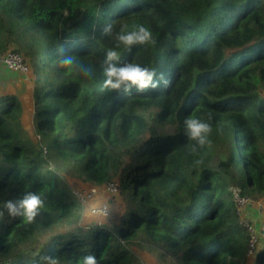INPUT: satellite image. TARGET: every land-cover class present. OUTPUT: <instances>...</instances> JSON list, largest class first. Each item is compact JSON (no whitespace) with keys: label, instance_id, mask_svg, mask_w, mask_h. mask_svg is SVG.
Returning a JSON list of instances; mask_svg holds the SVG:
<instances>
[{"label":"trees","instance_id":"obj_1","mask_svg":"<svg viewBox=\"0 0 264 264\" xmlns=\"http://www.w3.org/2000/svg\"><path fill=\"white\" fill-rule=\"evenodd\" d=\"M125 24L149 28L155 46L117 48ZM110 48L167 86L103 89ZM8 52L32 74L37 139L20 99L0 93V264H140L129 249L140 237L163 244L172 259L161 264H248L235 196H264V0H0V58ZM62 52L93 76L59 69ZM185 118L212 124L196 153ZM63 168L117 183L116 224L77 225ZM27 192L44 201L31 223L4 207ZM252 260L264 264V246Z\"/></svg>","mask_w":264,"mask_h":264},{"label":"clouds","instance_id":"obj_2","mask_svg":"<svg viewBox=\"0 0 264 264\" xmlns=\"http://www.w3.org/2000/svg\"><path fill=\"white\" fill-rule=\"evenodd\" d=\"M102 31L105 35H110L111 25H106ZM115 40L117 48L123 46L129 52L137 45L154 47L156 44L151 30L142 24H134L131 27L127 24L122 25L115 33ZM57 67L85 77H91L94 74L93 69L80 64L75 55L70 53H61L57 58ZM101 69L104 76L102 88L109 91L131 93L135 89L137 93H143L148 89H156L161 84L165 86L168 84L162 73L157 74L155 67L141 66L132 62L121 63V53L116 48L106 51ZM211 120L212 114L209 113L208 121ZM184 127L188 138L195 142L190 146L191 152L196 153L198 149L210 144L209 136L213 130L211 123L197 118H185ZM43 206L42 198L33 192H27L18 200H8L4 205L10 216H24L29 223L34 221ZM83 264H98V261L94 255H87L83 257Z\"/></svg>","mask_w":264,"mask_h":264},{"label":"rangeland","instance_id":"obj_3","mask_svg":"<svg viewBox=\"0 0 264 264\" xmlns=\"http://www.w3.org/2000/svg\"><path fill=\"white\" fill-rule=\"evenodd\" d=\"M1 59V58H0ZM33 77L32 74L23 73L22 71H10L2 65L0 61V93H12L15 94L18 99H20L23 107V124L22 127L25 131H28L32 135L33 140L37 137L33 134V124L32 116L34 113L35 103L33 98ZM60 170V169H59ZM63 180L70 186L69 194L75 200L76 197L73 194L74 189H79L90 192L92 186H95L92 182L87 179L86 175H78L71 169L63 168L60 170ZM60 176V174H59ZM61 177V176H60ZM106 185V184H105ZM105 185H99L98 189L94 193H90L85 204H81L79 201L81 209V219L77 223L82 227L93 225V224H106L111 225L118 222L119 217L124 214V200L119 196L118 190L112 192L106 188ZM238 222L241 226H244L248 222L253 228L254 232H250V229L246 230L249 234H252L251 239L256 238V243L251 253H247L249 258L248 264H253V256L259 246H264V196L256 200H251L241 207ZM137 242L141 246V250L135 247L129 248L135 253L140 264H161L159 261L161 255L167 256L169 260L172 259L169 256L166 248L158 240H153L146 237H140ZM123 243V242H122ZM116 237L113 240L114 246H119L122 244Z\"/></svg>","mask_w":264,"mask_h":264},{"label":"built area","instance_id":"obj_4","mask_svg":"<svg viewBox=\"0 0 264 264\" xmlns=\"http://www.w3.org/2000/svg\"><path fill=\"white\" fill-rule=\"evenodd\" d=\"M2 65L10 70V71H22L23 73L27 72V66L26 64L23 62L22 56L17 53V52H8L4 57H2L0 59ZM106 188L112 192H116L117 191V183L115 181H109L106 183ZM99 186H92V188L90 189V192H87L85 194V191L83 190H79V189H74L73 190V194L76 197V200L79 201L81 204H85L87 197H89L90 193H94L95 190L98 189ZM236 202H237V214L239 215V212L241 207L243 208V206H245L246 204H248V202L250 201L248 198H242L240 196H238L236 194ZM241 224V222H240ZM242 225V224H241ZM244 228H247L248 230L250 229V232H254V228L248 223L246 222L245 225L243 226ZM252 234H249V240H248V254L252 252V249L254 248V245L256 243V238L254 236V239H251Z\"/></svg>","mask_w":264,"mask_h":264}]
</instances>
